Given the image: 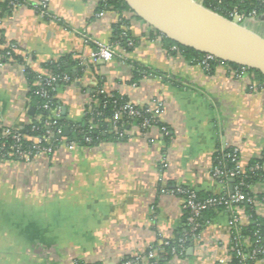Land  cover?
I'll use <instances>...</instances> for the list:
<instances>
[{"label": "crops", "instance_id": "0c3cea01", "mask_svg": "<svg viewBox=\"0 0 264 264\" xmlns=\"http://www.w3.org/2000/svg\"><path fill=\"white\" fill-rule=\"evenodd\" d=\"M98 2L50 0L49 16H43L37 0H21L0 17V49L14 44L24 59L5 62L0 53V125L23 130L30 124L35 107L25 67L40 71L65 55L83 70L57 87L59 118L80 120L92 90L100 87L138 107L161 104L158 125H130L123 140L62 145L29 160L0 157V264H115L144 255L184 231L174 185L202 194L230 191V179L223 185L210 176L216 154L236 148L247 166L264 149V80L224 62L206 70L130 7L98 15ZM121 17L136 40L129 48L112 39ZM243 19L247 31L264 38L263 14ZM95 42L112 44L115 56L93 62ZM252 189L264 194V179ZM240 213L246 223L248 214L243 208ZM228 218L217 213L181 255L163 264H224L231 245ZM157 253L165 258L161 248Z\"/></svg>", "mask_w": 264, "mask_h": 264}, {"label": "trees", "instance_id": "16d2710c", "mask_svg": "<svg viewBox=\"0 0 264 264\" xmlns=\"http://www.w3.org/2000/svg\"><path fill=\"white\" fill-rule=\"evenodd\" d=\"M21 0H0V17L3 15L12 14L13 10ZM202 5L216 12L227 19H231L232 13L243 15L244 17L254 16L259 14H264V0H202ZM97 9H111L116 10L117 12H122L124 10H129V6L124 0H107L105 2L99 1L97 4ZM139 18V17H138ZM126 20L121 17L119 21L114 25L113 37L112 39L118 42L121 46L125 48H129L135 45V38L127 31V35L123 36V26L126 25ZM153 32L160 35L162 39L168 42L170 46H176V48L180 51V53L190 62L198 63L204 59L205 54L201 53L191 47H185L180 45L167 37L161 34L156 29H153ZM128 41L132 42V45H127ZM8 52V54H6ZM0 53L2 54V61L7 62H24V59L21 54L17 52V48H10L8 45L2 47L0 49ZM6 58V59H5ZM220 61H210L209 66L212 70L213 67ZM233 66L235 69H240L242 66L231 63L224 62ZM83 65H81L72 55H65L60 57L55 61L47 62L40 71H34L29 67H25L24 73L28 81L29 90H28V98L30 104H32L34 108L33 118L30 124H28L23 130V134L25 135V139L22 142V147L27 149L32 145V138L41 139V143L43 145L48 144H58L60 140L66 141H74L77 145H88L92 146L98 144L104 140H123L126 138V131L128 126L130 125H138L143 130H147L148 128H143L141 126L142 117H130L127 114L123 113L115 123L112 120V115L116 108L127 101H129L125 96L118 95L115 92L107 93L105 91L98 92L100 87H95L92 90V94H94L93 101L91 102V111L90 113L83 115L80 120L77 121H69L64 118L58 119V125L61 126V130L63 131L64 127L68 128V135L64 137L61 133L60 137L55 134V127H52L51 134H46L47 126L45 125V121L49 119L52 115V109H55L58 106L55 94L56 91H51L49 93V103L48 108H43V104L46 99L39 97L35 90L37 89L36 80L39 74L48 75L52 74L55 76L67 75L70 79H74V77H79L82 74ZM246 70L253 73L254 77L259 81L264 80V75L256 70L247 68ZM74 75V76H73ZM140 76H135L132 78L133 80H138ZM63 83L56 81L53 83L54 86L57 85L59 87ZM87 108V105H86ZM144 113V112H143ZM37 117V118H36ZM89 120L93 124V128H89ZM155 125H158V119L154 122ZM34 125V126H33ZM167 136V135H166ZM89 137V141H86L85 138ZM2 139H0L1 143ZM4 144V150L10 151V146L12 144V139L8 138ZM232 149H226L223 152H218L214 159L213 164H220L224 169H229L233 166V163L230 161V158L227 156L228 153H231ZM264 151V149L262 150ZM9 159H18L15 156H6ZM264 156H256L248 161L246 166L245 175L243 177V182L245 186H242V190L244 192L249 191V186L254 184L257 181L264 179V171L263 169L250 170L249 167L254 165L255 163H263ZM229 180H227L228 182ZM239 181L238 177L233 179L231 183L232 186H235ZM248 187H247V186ZM210 195H218V194H202L198 193L200 198L208 197ZM264 197V194H259V197ZM236 207L243 208L248 214L249 218L246 223H243L239 230V235L243 237L250 238L251 241L255 239H259V245H264V215L260 214L253 208L250 204L242 201L236 204ZM226 212L222 205H218L215 207H209L202 211L199 216V221L201 223V227L199 231L204 227V225L213 218L219 212ZM187 216V210L183 211V224L184 231L176 238L168 239L169 245H164L162 241L158 244H154L156 248H161L164 255V259H160L157 254V263L163 264L164 261L173 255H181L184 251V245L192 240L190 234H187V241L184 243L183 247L179 246L178 239L188 232V226L185 225V218ZM174 247V251L172 250ZM230 264H240L239 259L232 256Z\"/></svg>", "mask_w": 264, "mask_h": 264}, {"label": "built area", "instance_id": "2783aa9c", "mask_svg": "<svg viewBox=\"0 0 264 264\" xmlns=\"http://www.w3.org/2000/svg\"><path fill=\"white\" fill-rule=\"evenodd\" d=\"M49 1L50 0H37L36 8L39 13L43 16H49ZM99 1H107V0H99ZM105 9H101L98 12V15H101ZM122 35H127V26H123ZM96 46V51L91 53V60L93 62L110 60L115 56L116 52L112 44L106 43L102 44L99 42L94 43ZM127 45H132L131 41H128ZM10 48H16L14 44H8ZM8 54V52L6 53ZM3 57V56H1ZM6 59V58H5ZM210 61H220L218 63H223L222 61L210 54H205L204 59L198 64H201L206 70L210 69L209 62ZM7 62V61H5ZM240 73H243L246 70V67L242 66L239 69ZM59 81L60 83L66 84L71 81L69 76H55L52 74L42 75L39 74L37 76L36 85L37 89L35 93L44 99H46L43 104V108H48L49 103V93L57 90V85L54 86L53 83ZM103 90L100 88L98 92H102ZM94 94H90L87 101V108H85L84 115L90 113L91 102L93 101ZM144 112V113H143ZM162 112L161 104L153 108H142L138 107L134 103L127 101L126 103L118 106L112 115V120L115 123L118 119H120L123 113L127 114L130 117H142L141 126L143 128H149L154 124L155 120L158 119V116ZM37 118V117H36ZM59 119V108L52 109V115L49 119H47L44 123L47 126L46 134H51V128L55 127V134L60 137L62 130L61 126L58 125ZM89 122V128H93V124L91 120ZM31 123V122H30ZM34 126V125H33ZM164 133H167L166 129L163 128ZM12 139V144L10 146V151L4 150V144L6 139ZM25 135L23 134L21 129L9 126V125H0V139H2L0 143V157L6 158V156H15L18 159L29 160L33 157L48 155L53 152L54 149L65 145L69 148H73L77 143L74 141H66L60 140L58 144H48L43 145L41 143V139L32 138V145L27 149L22 147V142L25 139ZM86 141H89V137L85 138ZM227 156L230 158V161L233 163V166L229 169H224L220 166V164H213L210 168V176L217 180L218 182L226 185L227 180L234 179L235 177L239 178V181L235 186H232L230 191L223 192L218 195H210L208 197L200 198L198 196V192L192 188L183 187L181 185H174L171 189L172 193L179 195L182 199V209L183 211L187 210V216L185 218V225L188 226V232L185 233L178 239V243L180 247H183L184 243L187 241V234H190L192 240L196 239L199 235V228L201 227V223L199 221V216L202 211L209 207H215L218 205H222L225 211L228 214V230L231 235V245L227 251V256L220 260L221 263L227 264L231 261L232 256L234 255L239 259V262L247 263V264H264V245H259V239H255L251 241L248 237H243L239 235V230L241 225L243 224L242 216L240 213V207H236L238 202H246L250 204L253 208L256 209L259 213L264 209V197L260 196L252 189V185L249 186V191L244 192L242 190V186L244 184L243 177L245 175L246 166L243 165L238 158V151L236 148L232 149L231 153H228ZM260 157L264 156V151L259 153ZM263 163H255L250 166V170L263 169ZM247 186V185H246ZM248 187V186H247ZM164 245H169V240L164 239L162 241ZM157 250L155 245L149 246L147 251L142 254H137L131 257H127L122 261L115 264H131L132 262L138 263L145 259V264H158L157 263ZM174 251V247H172Z\"/></svg>", "mask_w": 264, "mask_h": 264}, {"label": "water", "instance_id": "95a60500", "mask_svg": "<svg viewBox=\"0 0 264 264\" xmlns=\"http://www.w3.org/2000/svg\"><path fill=\"white\" fill-rule=\"evenodd\" d=\"M127 5L134 11V13L140 17L148 25L159 31L168 39L183 45L185 47H191L201 53L210 54L222 61L235 63L247 68L256 69L264 75V54L260 52L247 51L241 49L233 44L216 41L212 39L203 38L195 33L189 32L176 24L170 22L163 16L159 10L156 8L153 0H124ZM199 6V5H198ZM203 9H206L210 13L217 15L228 21L231 24V27H237L239 30L244 31L245 33L252 35L257 38L261 43L262 39L256 35L247 31L244 27L239 26L238 24L233 23L231 20L223 17L222 15L213 12L204 6H200ZM196 9L195 5H190L188 7L189 12H193ZM264 16V14H263ZM64 131V134H67ZM233 182V179H230ZM232 184H230V188Z\"/></svg>", "mask_w": 264, "mask_h": 264}, {"label": "bare ground", "instance_id": "6f19581e", "mask_svg": "<svg viewBox=\"0 0 264 264\" xmlns=\"http://www.w3.org/2000/svg\"><path fill=\"white\" fill-rule=\"evenodd\" d=\"M153 2L167 20L189 32L206 39L233 44L247 51L264 54V50L258 48L259 43L253 37L237 27H231L232 23L230 24L190 0H153ZM190 5L196 7L193 12L188 11Z\"/></svg>", "mask_w": 264, "mask_h": 264}, {"label": "rangeland", "instance_id": "374dc122", "mask_svg": "<svg viewBox=\"0 0 264 264\" xmlns=\"http://www.w3.org/2000/svg\"><path fill=\"white\" fill-rule=\"evenodd\" d=\"M191 2H193V3H195V4H197V5H199V6H203L202 5V0H190ZM243 15H241V16H237L235 13H232V17H231V19H229V20H231L233 23H235V24H238L239 26H241V27H244V24H243V21H244V19H243ZM249 17V16H248ZM231 24V23H230ZM242 31V30H241ZM244 32V31H243ZM245 33V32H244ZM247 34V33H246ZM249 35V34H248ZM251 37H253L252 35H250ZM258 43H259V46H258V48L259 49H262V50H264V45H263V43H261L257 38H255V37H253ZM262 42H264V38L262 39Z\"/></svg>", "mask_w": 264, "mask_h": 264}]
</instances>
